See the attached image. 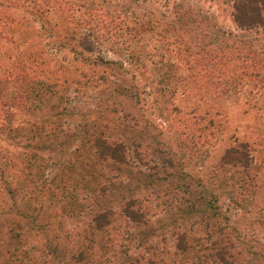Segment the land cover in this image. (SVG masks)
<instances>
[{
	"label": "rangeland",
	"instance_id": "obj_1",
	"mask_svg": "<svg viewBox=\"0 0 264 264\" xmlns=\"http://www.w3.org/2000/svg\"><path fill=\"white\" fill-rule=\"evenodd\" d=\"M248 8L238 0H0V101L14 102L0 114V174L11 180L7 194L0 176V264H127L145 252L153 264H197L192 250L175 254L167 216L180 197L179 169L214 195L232 264H264V16L260 25L237 23L235 10ZM28 81L44 85L31 100L22 98ZM99 134L124 146L122 162L97 159ZM239 143L251 159V187L242 190L236 168L215 165ZM129 202L149 219L151 232L140 231L152 250L130 240L138 227L117 216ZM106 206L113 215L96 229L89 211ZM16 209L33 226L11 223ZM175 224L202 236L197 218Z\"/></svg>",
	"mask_w": 264,
	"mask_h": 264
},
{
	"label": "trees",
	"instance_id": "obj_2",
	"mask_svg": "<svg viewBox=\"0 0 264 264\" xmlns=\"http://www.w3.org/2000/svg\"><path fill=\"white\" fill-rule=\"evenodd\" d=\"M237 1V0H236ZM240 3L247 5L249 8L247 9V12H250V14H246L243 12L239 16H236L237 11L235 10V21L237 23L241 24L244 23L248 26H256L260 25V19H263L262 15L264 12V0H238ZM243 21V22H242ZM244 25V26H245ZM18 79V78H17ZM21 79V78H20ZM26 85L29 86L28 89L25 91L22 98H27L28 100L32 99L31 95V89H34V86L43 87V84L36 85L32 83L31 81L26 82ZM26 86V88H27ZM13 100L11 101H0V114L6 115L7 107L13 105ZM21 103H19L20 106ZM22 105V104H21ZM12 106L9 107V109ZM2 108V109H1ZM5 108V109H4ZM61 131V130H60ZM66 134V133H65ZM67 137V135H65ZM91 137V136H89ZM43 139H48V134H44ZM188 139H191L190 137ZM27 143H25V149H32L33 148V141L34 138H29ZM37 143H35L36 145ZM61 144V142L59 143ZM41 145H44V143L41 142ZM91 146L95 149V155L97 156V159L101 160H113V162H122L125 157L124 152V146L119 142H112L110 138L108 137H101V135H97L95 137H92L91 140ZM47 147V146H46ZM194 148V147H193ZM197 148V147H196ZM250 149L249 146L245 143H239L235 146H232L228 148L227 150H224L222 155L218 158L216 162V167L218 169L223 170V168H236V171L240 173L241 178L237 179L235 182V186L237 189L242 190L244 187L246 189H249L251 186V178L248 175V170L251 165V159H250ZM41 169V168H40ZM39 169V170H40ZM89 171L91 173H94V169L89 168ZM182 170H178L177 179L175 182L174 190L180 191V197L178 198V203L176 205L174 204L173 209H171V213L167 216L171 220L169 222L171 226L172 234L174 235V252L176 255H183L186 256L190 252H194V259L196 260L197 264L199 263V259L205 260V259H212L214 262L213 264H232V255L230 254V246L227 245V243H222V235L220 234L224 228V225H219L218 222L220 220V215L218 214V210L216 211V206L214 205L216 203V200L214 198V195L211 193H207L206 189L203 188L201 185L202 180L200 178H197V175H187L186 173L181 172ZM16 173V172H15ZM30 170L28 171V176H30ZM14 174V173H13ZM11 174V175H13ZM212 174V172L210 173ZM10 175V174H9ZM216 175V174H215ZM1 177H5L4 180L1 179V183L4 184L6 188V193L9 194V186L11 187V180L9 182L10 176H3V174H0ZM97 176V175H96ZM220 177L217 174L218 178ZM35 179V178H33ZM7 180V181H6ZM46 180L44 178H40L39 182L41 183L42 187L45 185H49L48 182H45ZM232 181V180H231ZM233 182V181H232ZM220 185H223L225 188L228 187L229 181H220ZM37 185V184H33ZM34 187V186H33ZM104 189L100 188V196L102 193H104ZM184 194L187 195L186 199L183 198ZM190 197V198H189ZM205 197H208L205 198ZM103 198V196H102ZM210 198V199H209ZM133 203L129 202L124 206V210L121 212L119 211L117 216L124 218V224L127 226V222L131 223L135 228H137V234L136 235H129L130 240H134L137 242V245L139 248H142V250H152V244L151 242L148 244V234L143 233L140 231V229H147V233H150V226H149V219L140 213V210L137 208H132ZM204 209V210H203ZM18 210L19 219H12L11 223H15L17 226H20L19 224L22 223V220L26 219L28 221V224L30 226H33L34 224V217H32L29 212L24 213L23 210ZM89 222L92 223V225L98 229V223L105 221L104 225L106 226L107 223H109V218L113 215L112 209L110 206H106L104 208L99 207L96 210H90L89 211ZM200 214V215H198ZM184 218H190L193 220V218H197L200 221V225L203 227L202 236L190 235V233H186V231L179 232V226L175 224V221H181ZM180 225V224H178ZM191 224L189 225V227ZM31 228V227H30ZM112 229V227H111ZM208 229V230H207ZM209 229L211 231L209 232ZM113 230V229H112ZM108 231H110V228H108ZM149 231V232H148ZM213 235L215 234V237L213 240H211ZM116 235V234H115ZM22 236V235H21ZM149 237V236H148ZM21 238H19L20 241ZM18 240V239H16ZM111 242L114 244H117V240H111ZM156 245V243H155ZM144 246V247H143ZM14 250V249H13ZM154 250V249H153ZM192 250V251H191ZM82 250H80L77 254V256H74V260L77 259V257L82 255ZM146 254H143L142 256H138L135 258H127L128 262L127 264H153V262L156 260L154 255L148 256V252H145ZM114 254H111L113 256ZM146 255V256H144ZM25 261L28 260V257L23 258ZM106 261H111L106 259ZM193 261V260H192ZM108 263V262H107Z\"/></svg>",
	"mask_w": 264,
	"mask_h": 264
}]
</instances>
